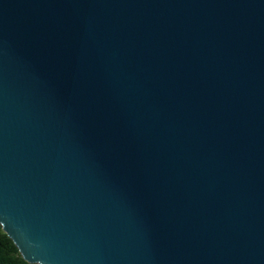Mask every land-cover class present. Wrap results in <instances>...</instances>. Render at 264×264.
<instances>
[{"label": "water", "instance_id": "1", "mask_svg": "<svg viewBox=\"0 0 264 264\" xmlns=\"http://www.w3.org/2000/svg\"><path fill=\"white\" fill-rule=\"evenodd\" d=\"M0 226L30 264H264V0H0Z\"/></svg>", "mask_w": 264, "mask_h": 264}, {"label": "trees", "instance_id": "2", "mask_svg": "<svg viewBox=\"0 0 264 264\" xmlns=\"http://www.w3.org/2000/svg\"><path fill=\"white\" fill-rule=\"evenodd\" d=\"M0 264H30L0 226Z\"/></svg>", "mask_w": 264, "mask_h": 264}]
</instances>
